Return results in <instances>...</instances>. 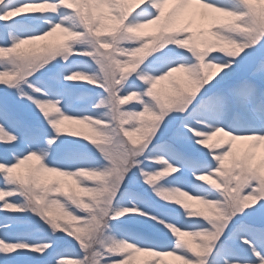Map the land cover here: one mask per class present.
Segmentation results:
<instances>
[{
	"label": "snow or ice",
	"instance_id": "snow-or-ice-1",
	"mask_svg": "<svg viewBox=\"0 0 264 264\" xmlns=\"http://www.w3.org/2000/svg\"><path fill=\"white\" fill-rule=\"evenodd\" d=\"M138 257L264 264V0H0V264Z\"/></svg>",
	"mask_w": 264,
	"mask_h": 264
},
{
	"label": "rangeland",
	"instance_id": "rangeland-1",
	"mask_svg": "<svg viewBox=\"0 0 264 264\" xmlns=\"http://www.w3.org/2000/svg\"><path fill=\"white\" fill-rule=\"evenodd\" d=\"M204 27H205L204 25H200L198 22H193V25H192L193 30H202ZM142 34L144 36H149V35L152 34V29L151 28L144 29V30H142ZM59 39H60V37L57 34V36H55L53 38H50L49 41H47V42L48 43H55ZM177 75H180V74H177ZM81 83H83V82H81ZM159 87H160V90H161L162 93H165L168 90L166 84H164L162 86H159ZM71 127H76V128L83 129V126H78V125H72ZM19 171H22V169L19 170ZM201 183H209V181H202ZM186 202L190 206H192L194 210H196V211H203V209L201 208V206L196 205L193 201H186ZM150 259H152V258H150V257H138L137 258V261L135 262V264H143V262L145 260H150ZM66 264H73V262L71 260H68V261H66ZM164 264H176V262L173 261L171 258H164Z\"/></svg>",
	"mask_w": 264,
	"mask_h": 264
}]
</instances>
